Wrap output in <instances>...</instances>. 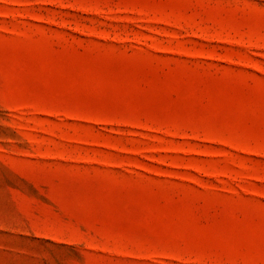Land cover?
Segmentation results:
<instances>
[{
  "label": "rangeland",
  "instance_id": "374dc122",
  "mask_svg": "<svg viewBox=\"0 0 264 264\" xmlns=\"http://www.w3.org/2000/svg\"><path fill=\"white\" fill-rule=\"evenodd\" d=\"M0 264H264V0H0Z\"/></svg>",
  "mask_w": 264,
  "mask_h": 264
}]
</instances>
